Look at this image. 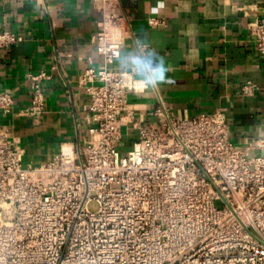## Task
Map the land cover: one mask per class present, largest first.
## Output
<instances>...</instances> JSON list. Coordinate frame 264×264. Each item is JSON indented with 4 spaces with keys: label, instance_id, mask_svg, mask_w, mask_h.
Returning a JSON list of instances; mask_svg holds the SVG:
<instances>
[{
    "label": "built area",
    "instance_id": "built-area-1",
    "mask_svg": "<svg viewBox=\"0 0 264 264\" xmlns=\"http://www.w3.org/2000/svg\"><path fill=\"white\" fill-rule=\"evenodd\" d=\"M94 2L103 64L77 78L95 121L83 145L26 164L24 148L0 126V264H264V138L239 148L223 112L176 118L162 103L157 122L146 124L129 97L146 84L110 67L129 19L120 0ZM250 9L259 12L247 23L251 47L264 55V6ZM21 41L0 30V50ZM47 78L28 74L31 100L19 115L45 112ZM258 88L247 80L241 93ZM14 107L12 94L0 92V113Z\"/></svg>",
    "mask_w": 264,
    "mask_h": 264
},
{
    "label": "crops",
    "instance_id": "crops-1",
    "mask_svg": "<svg viewBox=\"0 0 264 264\" xmlns=\"http://www.w3.org/2000/svg\"><path fill=\"white\" fill-rule=\"evenodd\" d=\"M120 1L129 34L110 67L146 84L129 94L146 124L157 122L153 110L162 103L176 118L223 112L239 148L264 138V55L251 47L247 29L259 15L249 8L264 0H163L157 14L151 10L158 0ZM100 17L94 0H0V30L22 37L0 50V92H10L15 103L13 112L0 113V126L24 148V163L46 162L65 146L79 149L95 124L77 78L103 64L93 40ZM160 61L171 83H153ZM40 71L48 75L46 110L34 120L17 111L30 104L28 74ZM247 80L259 87L252 95L241 93ZM129 132L121 149L132 146Z\"/></svg>",
    "mask_w": 264,
    "mask_h": 264
},
{
    "label": "clouds",
    "instance_id": "clouds-1",
    "mask_svg": "<svg viewBox=\"0 0 264 264\" xmlns=\"http://www.w3.org/2000/svg\"><path fill=\"white\" fill-rule=\"evenodd\" d=\"M164 6L163 0H158L157 5L152 8V13L157 14L160 9ZM140 57H136V60H140ZM154 72L157 75V80H153V83H171L170 78L166 75V70L163 67L162 61L157 62Z\"/></svg>",
    "mask_w": 264,
    "mask_h": 264
},
{
    "label": "rangeland",
    "instance_id": "rangeland-1",
    "mask_svg": "<svg viewBox=\"0 0 264 264\" xmlns=\"http://www.w3.org/2000/svg\"><path fill=\"white\" fill-rule=\"evenodd\" d=\"M121 150H122L121 153L123 154L126 151V148H122Z\"/></svg>",
    "mask_w": 264,
    "mask_h": 264
},
{
    "label": "bare ground",
    "instance_id": "bare-ground-1",
    "mask_svg": "<svg viewBox=\"0 0 264 264\" xmlns=\"http://www.w3.org/2000/svg\"><path fill=\"white\" fill-rule=\"evenodd\" d=\"M68 147H70V146H65L64 148H68Z\"/></svg>",
    "mask_w": 264,
    "mask_h": 264
}]
</instances>
